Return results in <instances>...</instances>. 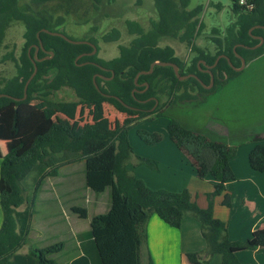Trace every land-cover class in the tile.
Masks as SVG:
<instances>
[{"label": "trees", "instance_id": "trees-1", "mask_svg": "<svg viewBox=\"0 0 264 264\" xmlns=\"http://www.w3.org/2000/svg\"><path fill=\"white\" fill-rule=\"evenodd\" d=\"M55 1L61 0H0V61L11 62L15 69L13 75L0 77V93L22 97L24 84L34 67L32 45L38 44L39 39L44 49L52 52L50 55L39 49L38 57H50L36 62L37 72L27 86L25 99L0 97V142L5 148L4 154L0 149V264H53L49 256L61 243L27 253H22L21 248L26 243L41 182L56 177L64 166L78 161L84 164L86 186L92 193L101 194L109 188V208L90 218L86 232L92 238L100 264H142L140 252L146 246V223L151 214L175 228H180L187 213L199 222L205 247L186 254L192 264H210L214 254L221 255V264H241L236 252L264 251V228L254 230L247 239L232 241L227 236L226 224L213 216L214 197L225 191L226 182L234 179L229 161L236 153V145L191 129L171 112L175 107L180 109L185 104L205 101L214 89L238 72L227 58L221 57L212 69L213 86L209 89L194 77L180 80L172 67L160 65H155L151 73L139 75L140 85L134 83L137 72L148 70L155 60L175 62L180 74L194 73L207 85L210 76L202 70V63L198 65L200 59L213 64L217 55L225 54L232 65L238 67L241 62L236 53L244 57L246 63L264 54V40L254 49L243 46L259 42L253 35L264 38V28L250 30L264 25V0H248V4L230 0V22L222 29L219 26L207 28L200 4L189 8V0H153L157 20L151 22L147 30L137 21L128 20L127 30L133 38L127 45L118 44V55L108 60L87 54L92 50L88 43L75 44L40 31L43 28L61 31L55 26H61L63 18L38 8ZM210 3L217 11L221 10L220 3ZM18 22L24 28L21 39L7 50V30ZM203 33L207 35L202 37ZM119 37V30L113 28L102 39L118 42ZM201 37L212 47L200 46ZM83 39L98 46L94 37ZM169 39L190 52L186 61L176 54L172 44H161ZM79 54L83 55L76 59ZM110 70L114 71L112 78L102 77H110ZM97 73L100 75H96L95 82L99 90L93 82V75ZM145 82L149 86L142 91ZM134 88L136 91L132 94ZM68 92H71L70 98H61ZM161 96L164 100L150 110L155 102L152 97L160 100ZM147 98L151 99L144 101ZM33 100L41 101L42 106L37 107ZM103 103L125 114L121 125L103 128L91 122L74 132L57 114L66 105L97 107ZM161 115H169V138L186 154L197 177L213 180V190L206 194L204 208L187 189L178 192L152 189L126 167L129 158L134 156L133 165L158 169L157 160L134 154L128 130L140 120ZM136 133L148 145L162 140L159 132L137 129ZM263 139L258 134L252 136L256 144L248 154L250 167L261 172H264ZM230 201V194L225 193L222 203L229 206ZM72 209L80 217H86L84 207L72 206ZM87 260L82 255L73 263L88 264ZM148 262L152 264L150 258Z\"/></svg>", "mask_w": 264, "mask_h": 264}, {"label": "crops", "instance_id": "crops-1", "mask_svg": "<svg viewBox=\"0 0 264 264\" xmlns=\"http://www.w3.org/2000/svg\"><path fill=\"white\" fill-rule=\"evenodd\" d=\"M206 24L207 28L215 26ZM202 37L199 43L204 41ZM165 43L172 44L177 55L183 51L182 46L172 39L161 42L162 45ZM200 46L212 47L207 40L205 45ZM210 97L212 95H208L207 99ZM199 103L201 102L192 105ZM199 119L193 117L187 126L210 138L238 144L235 155L229 161L234 179L226 182L224 193L215 197L212 212L214 217L226 224L230 240L247 239L254 230L264 228V172L253 170L248 162V154L254 144L250 140L234 143L237 140L233 139L234 136L241 134L240 127L231 130L220 123L208 124L206 120ZM196 121L198 127L193 125ZM160 123L162 130H157L156 127L146 130L160 132L162 140L134 149L136 155L157 160L158 169L152 170L145 165L130 166L128 163L135 162L134 156L129 158L127 169L152 189L163 188L177 192L187 189L200 207H206V194L213 190V180L197 177L195 167L186 154L170 140L168 132L164 131V121ZM232 132L235 134L231 135ZM255 135L257 134L251 137ZM225 193L231 196L229 206L222 204ZM87 202L89 207L84 205ZM109 205V194L102 199L100 194L92 193L86 186L82 161L64 166L56 177H49L41 182L35 196V210L30 219L26 243L21 252L27 253L61 243L58 250L49 256L53 264H74L73 261L82 255L87 257L88 264H100L92 238L86 232L90 218L107 211ZM72 206L84 207L86 217H80ZM22 208L23 206L20 209ZM204 247L199 222L191 214L184 215L180 228L169 226L156 214H151L146 223V246L140 252L141 263L148 264L150 258L152 264H192L186 254L200 251ZM236 256L241 264H264V251L259 249L241 250L236 252ZM210 264H221V255H212Z\"/></svg>", "mask_w": 264, "mask_h": 264}, {"label": "rangeland", "instance_id": "rangeland-1", "mask_svg": "<svg viewBox=\"0 0 264 264\" xmlns=\"http://www.w3.org/2000/svg\"><path fill=\"white\" fill-rule=\"evenodd\" d=\"M209 2L220 3L222 6L221 10L217 11ZM199 4L204 10L202 13L203 20L209 25L219 26L222 29L229 23L230 0H189V8ZM38 8H45L53 13L54 16H61L63 23L61 26H55V28L60 29V32L63 31L62 33L70 37V39L78 40L84 37H94L98 45V49H96L94 54L104 60L116 57L119 53L118 44L127 45L133 38L127 30L126 23L128 20L137 21L145 30L150 28L151 22L157 20L153 0H99L97 3L92 0H61L44 3ZM113 28L119 30L120 37L118 42L103 41L102 36L110 31L112 32ZM23 29V25L19 22L9 27L5 38V43L9 46L7 50L11 49L14 42L21 39ZM206 35L204 34L203 36ZM200 43L205 45L206 40L200 41ZM209 45L212 46L211 43ZM181 46L183 51H180L178 56L183 61H186L190 52L185 50V46ZM14 71L15 69L11 62L0 61V77H9L14 74ZM237 72L222 87L214 89L212 94H210L212 97L209 99L206 98L207 100L205 99V101L196 106L192 105L193 103H189L180 109L175 107L171 110L172 115L179 118L186 126L190 124L194 117L200 118L199 121L204 119L208 124L220 123L231 130L240 127L241 134L234 136L233 139L237 138L234 143L250 140L255 145L256 142L252 140L251 135H264V54L249 61ZM70 93L62 94L61 98H70ZM163 100L164 97L161 96L160 101ZM33 103L37 107L42 106L41 101L33 100ZM57 114L66 120L74 132L78 131L82 125L91 122H96L103 128H115L121 125L125 118L124 113L118 112L108 103H103L97 107L82 104L66 105ZM168 119L169 115H161L136 122L128 130V139L133 151L135 148L139 149L141 145H148L139 138L136 133L137 129L150 130L156 127L155 129L162 130L160 122L164 121L163 127L167 133L166 121L168 122ZM193 125L198 127L197 121ZM233 134L235 133L232 132L231 135ZM235 145L236 147L238 146V144ZM0 149L2 154H4L5 148L2 142H0ZM128 164L132 167L135 166L133 163ZM104 192L100 194L102 199L108 196L109 188ZM223 193L224 191L220 194ZM84 205L89 207L88 202ZM1 219L0 209V224Z\"/></svg>", "mask_w": 264, "mask_h": 264}, {"label": "water", "instance_id": "water-1", "mask_svg": "<svg viewBox=\"0 0 264 264\" xmlns=\"http://www.w3.org/2000/svg\"><path fill=\"white\" fill-rule=\"evenodd\" d=\"M254 27H262V28H264V25H256V26H253L252 28H250V30L253 29ZM40 31H43V32L49 33V34H51V35L60 36V37H62L63 39H65V40H67L68 42H71V43H75V44H78V43H88V44H91L93 50H92L91 52L87 53V54H94V53L96 52V47H95V45L92 44V43H90V42L87 41V40H74V39H70L68 36H66L64 33L60 32V31H52V30H49V29H46V28H43V29H41ZM40 31L37 32V37H39V32H40ZM253 37H254V38H257V39L259 40V42L256 43V44H254V45H252V46H246V45H243V46H245V47H247V48H252V49H254V48H257V47H259V46L262 45L263 40H264V38H263L262 36H254V35H253ZM240 45H241V44H240ZM33 46H34V48H35V51H34V54H33V58H32V62H33V66H34V67H33V71H32V73H31L30 76L27 78V80H26V82H25V84H24V87H23V95H22V97H20V98H18V97H12V96H9V95L4 94V93H0V97H1V96H9V97L14 98L15 100H21V99H25V98L27 97V86H28L29 82L31 81V79L34 77V75H35L36 72H37L36 62H37V61H42L43 59H46V58H49V57H50V56H45V57H38V56H37V52H38L39 48H41V49L44 50L43 45H42V42H41L40 39L38 40V44H34ZM235 47H236V46H235ZM235 47H234V50H235ZM30 48H31V47L28 48V54H29V52H30ZM49 53L52 55V52H49ZM80 56H82V54H81V55H78V56L76 57V59H78ZM236 56L239 57L240 62H241L240 65H239L238 67L233 66L232 63L230 62L229 58H228L226 55H224V54H220V55H218V56L216 57V59H215V61H214V63H213L212 65H206L207 68H208V69H207V72H209V74H210V80H209V84H208V85H205V84L200 80V78H199L196 74H194V73L180 74L179 67H178V65H177L175 62H172V61H160V60H155V61L151 62V64H150L148 70H141V71L137 72V74H136L135 77H134V83H135V85L137 86V85H138V77H139V75H141V74H148V73H151L152 70H153V67H154L155 65H160V66H170V67H172V69H173L175 75H176L180 80L186 79V78H188V77H194V78H196V79H197V80H198V81H199V82H200L205 88L208 89V88H210V87L213 85V74H212L210 68H212L213 66L216 65V63H217V61L219 60L220 57H225V58H227V60L229 61V63H230L231 66L233 67V69L236 70V71L241 70V69L244 67V65H245V59H244V57H242V56L239 55L238 53H236ZM201 62L204 63L203 60H201ZM113 75H114V73L112 72V76H113ZM95 77H96V74L93 75V82H94V86L98 89V86H97V84H96V82H95ZM148 86H149L148 83L145 82V87L147 88ZM98 90H99V89H98ZM135 91H136V89H133V90H132V94H133ZM105 95H106V96H110L109 94H105ZM115 98H117L119 101H121L118 97H115ZM152 98L155 100V104H154V105H156V104L158 103V99H157L156 97H152ZM121 102H122V101H121ZM122 103H123V102H122ZM123 104H124V103H123ZM124 105H125V104H124ZM152 109H153V108H152Z\"/></svg>", "mask_w": 264, "mask_h": 264}, {"label": "flooded vegetation", "instance_id": "flooded-vegetation-1", "mask_svg": "<svg viewBox=\"0 0 264 264\" xmlns=\"http://www.w3.org/2000/svg\"><path fill=\"white\" fill-rule=\"evenodd\" d=\"M84 38H85V37H84ZM86 38H87V37H86ZM82 39H83V38H82ZM83 40H87V41H89L88 39H83ZM89 42H90V41H89ZM90 43H92V42H90ZM92 44H94V43H92ZM33 45H34V44H33ZM33 45H32V47H34ZM90 45H91V44H90ZM94 45H95V44H94ZM30 47H31V46H30ZM95 47H96V49H98V46L95 45ZM43 48H44V47H43ZM39 49H41V48H39ZM42 50H43V49H42ZM92 50H93V48H92ZM92 50H91V51H92ZM34 51H35V48H34ZM38 51H39V50H38ZM43 51L46 52V54H50V53H49L50 51H47V50H45V49H44ZM91 51H90V52H91ZM37 53H38V52H37ZM50 55H51V54H50ZM79 55H81V54H79ZM82 55H83V54H82ZM90 55H93V54H90ZM219 55H220V54H219ZM224 55H225V54H224ZM45 56H47V55H45ZM45 56H43V57H45ZM217 56H218V55H217ZM80 57H81V56H80ZM220 58H221V57H220ZM220 58H219V59H220ZM215 59H216V58H215ZM201 60H203V59H200V60L198 61V65H199V63H202L203 66H204V68H203L202 70L209 74V72H207V69H208V68H207L206 65H212V64H208V63H206L204 60H203V61H204V63H203V62H201ZM214 61H215V60H214ZM217 62H218V61H217ZM213 63H214V62H213ZM245 64H246V61H245ZM213 68H214V66H213L212 68H210L211 72H212V69H213ZM105 69H106V68H105ZM110 72H111V76H110V77H105V76H102V75H101V76L104 77L105 79H110V78H112V77L114 76V75L112 76V72L114 73V71H113V70H110ZM212 74H213V73H212ZM94 75H95V74H94ZM96 75H100V74L97 73ZM209 76H210V74H209ZM208 84H209V83H208ZM208 84H207V85H208ZM138 85H140V84H138ZM144 86H145V84H144ZM147 88H148V87H147ZM147 88L144 87V89H143L142 91L146 90ZM98 89H99V88H98ZM134 89H136V88H134ZM208 89H209V88H208ZM150 99H151V98H147V99H145L144 101H148V100H150ZM159 102H160V100H158V103H157L156 105H154V104H155V102H154V104H153V106L150 108V110H152V108L155 109V108L157 107V105L159 104Z\"/></svg>", "mask_w": 264, "mask_h": 264}, {"label": "built area", "instance_id": "built-area-1", "mask_svg": "<svg viewBox=\"0 0 264 264\" xmlns=\"http://www.w3.org/2000/svg\"><path fill=\"white\" fill-rule=\"evenodd\" d=\"M240 4H248V0H239ZM251 4V3H249ZM248 8H251V5L248 6Z\"/></svg>", "mask_w": 264, "mask_h": 264}]
</instances>
